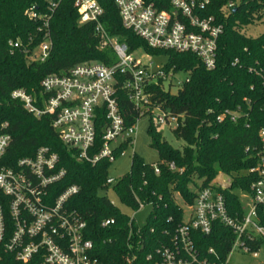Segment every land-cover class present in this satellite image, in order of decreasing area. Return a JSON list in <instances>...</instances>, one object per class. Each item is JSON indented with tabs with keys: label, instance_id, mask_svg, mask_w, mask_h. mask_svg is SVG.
I'll return each instance as SVG.
<instances>
[{
	"label": "trees",
	"instance_id": "obj_1",
	"mask_svg": "<svg viewBox=\"0 0 264 264\" xmlns=\"http://www.w3.org/2000/svg\"><path fill=\"white\" fill-rule=\"evenodd\" d=\"M97 1L104 10L101 22L110 37L126 43L130 52L144 48L150 54L168 56L166 70L173 67L176 74L189 78L177 85V93L170 89L174 84L165 89L162 80L150 89L152 99L177 117L173 133L186 145L174 148L153 124L149 133L151 147L160 155V173L135 152L130 172L113 185L119 200L135 211L141 203L151 206L143 233L159 241L165 230L174 232L183 220V209L176 196L191 203L195 179L209 185L223 173L232 179L230 187L221 189L229 211L243 215L238 191L250 192L257 177L250 170L258 164V158L247 148L261 146L260 131L264 129V33L252 37L245 30L256 23L264 24V0H240L235 12L225 8L229 0H211L206 15H215L224 24L213 70H208L193 53L149 47L123 26L115 0ZM53 3L57 5L53 7ZM31 12L37 13V18L30 17ZM80 19L75 0H0V122H8L7 132L13 138L8 152L12 161L33 155L40 146H50L58 153L60 167L67 171L57 185L58 192L71 185L80 187L70 206L87 221L89 237L96 244L102 264H124L122 256L131 240L130 216L108 196L100 194L109 188L105 183L111 162L103 160L95 166L79 162L55 132L51 115L38 119L9 96L17 88L38 95L43 78L66 73L80 63L97 61L111 65L117 61L113 48L100 39L96 24L81 23ZM13 41L21 42V47L13 48ZM44 41L51 44L48 58L32 60L30 54ZM119 102L128 124L134 123L138 113L123 90L119 91ZM226 109L240 113L236 122L216 120ZM98 131L100 134V127ZM171 162L183 168V173L171 171ZM108 218L115 223L103 228L102 222ZM259 223L264 226L262 207ZM197 239L203 255L213 247L225 259L234 233L217 224L210 235L198 234ZM5 264L21 263L7 257Z\"/></svg>",
	"mask_w": 264,
	"mask_h": 264
},
{
	"label": "built area",
	"instance_id": "obj_2",
	"mask_svg": "<svg viewBox=\"0 0 264 264\" xmlns=\"http://www.w3.org/2000/svg\"><path fill=\"white\" fill-rule=\"evenodd\" d=\"M115 3L123 26L149 47L190 52L197 55L208 70L216 68L218 41L224 33V24L215 15H206L211 0H115ZM239 3L240 0H229L225 8L237 10ZM56 5L53 3V7ZM75 6L81 23L96 24L100 39L113 48L117 61L111 65L97 61L80 63L66 73L43 78L38 95L17 88L9 96L38 119L51 115L55 132L74 151L79 162L92 166L103 160L112 163L125 154V148L134 146L138 119L162 109L152 99L151 86L159 85L162 80L163 86L167 81L170 88L173 83L179 86L189 78L178 79L179 74L173 67L153 71V62L143 64L134 57L137 50L130 52L126 43L110 37L101 22L104 10L97 0H75ZM29 14L32 18L38 16L35 12ZM10 45L19 48L21 42L13 41ZM50 51L51 44L44 41L30 58L45 61ZM120 90L126 92L138 113L132 124H128L121 110ZM239 117L238 111L226 109L216 120L236 122ZM158 121L160 124L178 122L177 117L166 110L158 116ZM7 131L8 122H0V264H5L7 257L21 264H102L96 244L89 237L87 221L70 206L80 187L71 185L61 192L57 190L67 174L66 169L60 167L58 153L50 146H40L33 155L12 161L8 152L13 138ZM260 139L259 148H247L258 158V164L250 170L257 174L250 192H241L248 200L242 201L243 215L229 211L221 190L226 187L217 182L223 173L209 185L195 179L196 184L191 186L193 202L187 203L180 197L187 207V211L182 207V222L174 232L165 230L159 241L146 237L143 227L130 217L131 240L123 253V263L230 264L236 248L255 259L264 255V226L259 223V208L264 210V129L260 131ZM153 166L159 174V164ZM168 167L173 172L184 171L174 162ZM223 175L224 181L231 185V177ZM114 183V179L108 178L105 186ZM143 206L145 204L141 203L139 209ZM114 223L113 218H108L102 222V227L108 228ZM217 224L234 233L225 259L213 247L205 255L198 247V234L210 235Z\"/></svg>",
	"mask_w": 264,
	"mask_h": 264
},
{
	"label": "rangeland",
	"instance_id": "obj_3",
	"mask_svg": "<svg viewBox=\"0 0 264 264\" xmlns=\"http://www.w3.org/2000/svg\"><path fill=\"white\" fill-rule=\"evenodd\" d=\"M245 33L248 36L257 37L264 33V24L256 23L251 25L246 28ZM134 57L138 60H141L143 64H149L150 62H153V71H157L168 64V56L162 54H150L144 48L134 52ZM182 78H184V75L179 74L178 79L182 80ZM173 84L174 85L170 89L172 93H177L179 87L175 83ZM164 85L166 89H169V82L165 81ZM163 114L164 110L155 109L153 113L144 115L138 119L136 123L137 133L134 136V146H128L125 148V154L118 157L114 162L111 163L108 171V178L114 179V182L116 183L120 178L126 176L131 170L132 157L135 152L149 165L159 164L161 162L159 152L151 147L152 137L149 133V130L153 124L157 125L159 131H161L163 134L164 140H166L174 148L181 149L186 145L185 141L177 139L174 136L173 129L177 126L176 122L172 121L170 123H159L158 116ZM114 184L109 186L108 189L100 191V194L108 196V198L123 212L128 214L130 217H134L137 225L144 227L147 224L148 217L151 213V206L145 205L138 211L127 207L119 200L113 187ZM238 194L243 202L246 203L248 201L247 198L241 195L242 193L240 191H238ZM176 201L187 211L186 205L179 196H176ZM230 264H264V255H261L260 258L255 259L251 255L243 253L241 249L236 248L231 255Z\"/></svg>",
	"mask_w": 264,
	"mask_h": 264
},
{
	"label": "water",
	"instance_id": "obj_4",
	"mask_svg": "<svg viewBox=\"0 0 264 264\" xmlns=\"http://www.w3.org/2000/svg\"><path fill=\"white\" fill-rule=\"evenodd\" d=\"M233 11L235 12L236 9H234ZM217 182H218L219 185L224 186L226 188L230 187V185L224 181V175L223 174H220L218 176Z\"/></svg>",
	"mask_w": 264,
	"mask_h": 264
}]
</instances>
